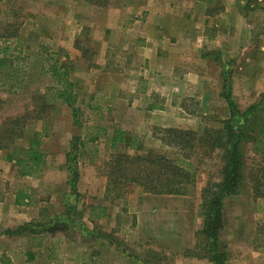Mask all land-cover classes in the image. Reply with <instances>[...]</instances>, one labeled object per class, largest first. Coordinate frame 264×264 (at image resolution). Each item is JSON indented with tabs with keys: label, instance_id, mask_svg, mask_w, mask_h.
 I'll use <instances>...</instances> for the list:
<instances>
[{
	"label": "rangeland",
	"instance_id": "374dc122",
	"mask_svg": "<svg viewBox=\"0 0 264 264\" xmlns=\"http://www.w3.org/2000/svg\"><path fill=\"white\" fill-rule=\"evenodd\" d=\"M88 1L103 6L111 4L110 2L113 0ZM127 1L129 0H121V3H127ZM35 3L36 0H0V39L5 38L8 33L13 31L20 35L21 43H19L18 49L21 52L22 61L19 66L21 73L25 76L21 91L8 93L4 88H0V122L22 115L27 111L31 115V120L27 123L22 139L16 141L15 144L18 147H26L32 134L40 133L41 150L46 154L47 162L39 175L23 177L19 175L18 168L13 163L6 162L5 152L0 151L2 162L0 165V189L6 190L8 193L11 189L15 193L30 191L28 192L31 196L28 199L30 202L27 205H15V209L24 211L29 205H38L39 217L31 222L36 228L40 226L39 223L47 224V220L51 221L56 216L66 220L69 227L56 228L57 230L54 229V232L48 231L37 235L18 230L21 226L12 230L1 228L0 264H12L5 252L8 247L16 248V252L20 254L18 264H175V260H179V257H173L168 251L167 244L170 243H167L166 235L157 232L146 234L141 230H134L137 225L136 216L129 212L128 199L137 189L141 193L139 188L129 189V193L127 192L118 199L115 198V191H110L107 193L108 198L105 197L108 162L116 152L122 151L109 148L110 142L105 141L104 138L105 130L97 141L92 143L87 141L88 135L94 133L99 127L121 129L113 123V116L117 110L125 109V105L116 106V99L127 101L129 107L137 109L138 112L146 109L145 106L161 109L163 101L167 97H171L167 95L169 94L168 87L163 86L162 89L152 92L151 101L147 100L144 103L143 97H148L146 89L149 80L143 76L145 67H143L142 61L135 67L131 63L133 42L131 40L129 42V39H135L131 36L134 30L129 32L128 27L117 26L115 24L117 18L114 19L112 28L103 31L104 35L110 39V48H106L104 54L100 55V42L95 38L100 30L95 31L91 23L89 24L87 21L89 18L95 17L92 12L75 10V13L78 14H74L72 10L67 12L59 9L55 12L50 9L48 12L51 14L59 13L71 18L79 15L84 19V24H80L78 28L74 26L72 29L66 23L71 19L62 21V26L56 27L52 22V26H47L49 33L42 38L36 31L43 27L39 26V23L48 22H45L43 16H40L45 11L33 9ZM78 19L73 18V21H78ZM94 19L101 21L102 17L96 15ZM65 25L72 31L76 28L74 34H79V40H75L73 44V51L76 54L61 57L57 56L55 52L56 43L53 37L48 38V35L50 33L52 36L55 35ZM127 33L130 36H127ZM123 35L126 37V42L122 46L121 42L118 43L117 38L123 37ZM64 71L67 72V79L74 84L73 91L77 95L76 105L79 108V113L76 122L73 120L71 109L62 103H56L52 109L47 108L43 115L35 120V114H31L34 111L33 97L44 93L48 95L50 92L48 89H61L63 82L59 77ZM225 78H227L225 79V89L222 92L226 102L223 106L225 109H218L219 113L216 111L205 114L202 118L199 117L200 120L193 132L200 136L207 133V135L215 137L216 131L224 130L226 132L225 122L231 117L240 120L242 114L250 107L264 106L263 92L259 96L258 103L237 107L233 101L229 100V85L232 80L230 81V76L227 74ZM179 97L180 100L186 101L184 109L187 112L198 110L191 102H187L188 96L181 95ZM235 112L237 115L233 117ZM253 114L256 117L253 111H249L248 117L250 118ZM260 115L259 112L258 116ZM259 121L264 122V116ZM146 127L147 124L142 119L141 123L136 124L133 132H129L136 136L141 143L142 148L139 153L143 155L161 153L170 158L174 157L173 150L157 140L159 135L155 130L162 127L154 125ZM263 131L261 133L264 134ZM205 141L208 142L206 138ZM71 147L73 148L71 149ZM248 147L251 151L248 150ZM244 151L245 173L259 165L255 168L259 169V177L264 182V158L254 156L249 145ZM128 153L132 154L133 152L128 151ZM66 154H69L68 160L65 158ZM219 158L220 155L216 152L201 158L198 163L194 160V163L197 164L196 178L194 185L188 188L189 193L183 195L187 200L183 201L172 196L169 200L171 205L167 207L166 218H155L152 227L157 228L159 223L163 222L171 231L176 232L175 235L179 234L181 237L185 236L187 227L189 230L194 228V236H196V232L200 230L203 223L199 208L201 192L207 183H216L221 179L222 164ZM252 171L255 172L254 169ZM27 182L28 184H26ZM252 186L251 181L244 182L238 194L226 197L222 201V210L224 205L251 204L257 199H264V197H254L255 191ZM258 191L264 194V188L260 187ZM97 201L113 206L114 211H118L117 215L109 220L101 221L102 218H100L92 220V224H87L85 222L87 210L90 206L98 203ZM155 214V210H153L152 215ZM159 215L161 214H157L155 217ZM82 228H84L83 233L80 231ZM256 230L254 244L264 246V220L257 224ZM221 234L222 231L219 235L217 250L227 255V245L222 241ZM200 248L202 249V246ZM199 251L195 252L191 248H185V250L174 251V253H188V255H192L191 258H196L194 254ZM255 258L258 260L257 264H264V254L257 253ZM203 261L206 260L203 259ZM234 263L230 260V264Z\"/></svg>",
	"mask_w": 264,
	"mask_h": 264
},
{
	"label": "crops",
	"instance_id": "0c3cea01",
	"mask_svg": "<svg viewBox=\"0 0 264 264\" xmlns=\"http://www.w3.org/2000/svg\"><path fill=\"white\" fill-rule=\"evenodd\" d=\"M110 3L101 6L88 0H36L33 9L45 11L40 16L48 23H39L43 27L36 31L42 38L49 33L47 26H52V22L56 27L62 26V21L71 19L66 23L72 29L84 24V19L79 15L73 17L79 18L78 21H73V18L66 15H52L48 12L50 9L55 12L59 9L67 12L72 10L74 14H78L75 10H83L92 12L95 17L100 15L101 21H97L95 17L87 20L95 31L100 30L95 36L100 42V55L104 54L106 48H110V39L103 31L113 27L114 19L117 18V26L128 27L129 32L134 30L131 36L135 39H129V42H133L131 63L135 67L142 61L145 67L143 76L149 80L146 89L149 93L146 92L148 97H143L144 103L151 101L152 92L163 86L168 87L167 95L171 97L163 101V108L145 106L146 109L140 110L141 112L129 107L127 101L116 99V106L125 105V109L117 110L113 116V123L121 130L133 132L136 124L143 119L147 127L154 125L195 131L199 117L225 109L223 106L226 102L222 92L225 89L226 74L233 82L229 85L230 101L237 107L258 103L260 94L264 92V0H129L124 4L121 0H113ZM67 25L58 33L55 31V35H48L56 43L57 56L76 54L73 44L75 40H79V34L75 35L76 28L73 32L66 28ZM127 36L130 35L127 33ZM117 41L123 46L126 42L125 35L118 37ZM181 95L188 96L187 102H191L198 110L187 112L184 109L186 101L179 99ZM104 130L105 141L110 142L114 129L107 127ZM23 192L27 197L22 205H27L30 202V191ZM16 194L12 189L9 193L0 189V229L12 230L34 222L39 217V206L36 204L29 205L24 211L16 210ZM171 197L143 195L138 189L133 191L128 202L130 214L136 216L137 225L134 230L166 235L167 243H170L167 244L168 251L173 257H179L175 264H209L207 260L204 262L200 258H191L188 253H174L185 248H195L194 228L189 230L187 227L185 236L181 237L179 234L175 235L176 232L171 231L163 222L157 228L152 227L155 218H166ZM174 198L187 200L183 196ZM97 202L92 206L105 208L101 221L117 215L118 211H114L113 206ZM92 206L85 216L87 224H92V220L88 218ZM153 210L155 215H161L153 216ZM262 220L264 199H257L251 204L223 206L221 237L228 249L227 264H230V260L234 264H257V253L264 254V246L254 244L256 226ZM5 252L12 264L20 262V254L16 252V248L8 247Z\"/></svg>",
	"mask_w": 264,
	"mask_h": 264
},
{
	"label": "trees",
	"instance_id": "16d2710c",
	"mask_svg": "<svg viewBox=\"0 0 264 264\" xmlns=\"http://www.w3.org/2000/svg\"><path fill=\"white\" fill-rule=\"evenodd\" d=\"M19 43H21V37L14 31L0 39V88H4L8 93L23 89L25 76L21 73L19 66L22 61L21 52L18 49ZM59 79L63 82L61 89H54L55 91L48 89L50 91L48 95L44 93L33 97L34 111L31 114H35V120L39 119L47 108L52 109L56 103H62L71 109L73 120L76 122L79 108L76 105L77 95L73 91L74 84L67 79L66 71ZM249 111H253L256 117L253 114L249 118ZM259 112L260 116H258ZM236 115V112L233 113V117ZM242 115L240 120L232 119V117L227 120L226 132L216 131L215 137L207 133L200 136L196 132L177 128L156 129L159 135L157 140L173 150L175 156L172 158L161 153L140 154L142 147L136 136L121 129H114L109 148L122 152H116L108 162L105 197L108 198L107 193L110 191H115V198L118 199L133 188H139L143 195L148 196L186 195L189 193L188 188L195 183L197 164L194 160L198 163L201 158L217 152L222 164L221 179L216 183H207L201 192L199 208L203 223L200 230L196 232V244L193 250L195 252L200 250V253L197 252L194 256L205 259L210 264H226V254L217 250L223 225L222 201L226 197L238 194L243 183L247 181H251L253 185L254 197H264V194L258 191V188H264V182L259 177V169L255 168L259 165L253 167L255 172L252 171L253 169L248 173L244 171V150L247 145L251 146L254 156L264 158V134L261 133L264 130V122L259 121L264 116V106H252ZM29 120L31 115L26 111L22 115L0 122V151L5 152L6 162L13 163L18 168L19 175L23 177L39 175L47 162V156L41 150L40 133H33L26 147H18L15 144L22 139ZM103 132V128H97L94 133L88 135L87 141L91 143L97 141ZM128 151L133 153L129 154ZM68 157L69 154H66L67 160ZM26 197L23 191L17 192L15 204L22 205ZM104 213L105 208L92 206L89 209L88 218L100 219ZM39 225L36 228L28 223L19 227L18 230L37 235L48 231L54 232L56 228L69 227L68 222L58 216L51 221L47 220V224L41 222ZM80 231L83 233L84 228Z\"/></svg>",
	"mask_w": 264,
	"mask_h": 264
}]
</instances>
